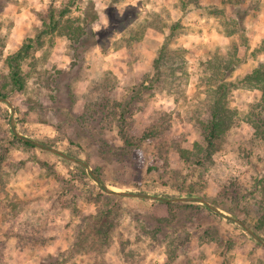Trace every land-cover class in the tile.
Instances as JSON below:
<instances>
[{
    "label": "rangeland",
    "instance_id": "rangeland-1",
    "mask_svg": "<svg viewBox=\"0 0 264 264\" xmlns=\"http://www.w3.org/2000/svg\"><path fill=\"white\" fill-rule=\"evenodd\" d=\"M50 8L69 9L67 19H87L94 32L108 34L76 51L63 36L46 37L43 48L20 63L23 93L0 101L1 125L8 137L82 160L92 173L96 168L105 191L130 195L119 203L118 226L101 255H66L78 233L76 215L101 207L88 201L101 185L86 171L83 192L68 180L78 164L37 147L9 146L0 178V264H163L167 248L144 232L154 228L152 201L164 197L221 216L176 208L178 221L165 232L191 239L186 256L201 253L198 264H264V138L255 130L264 120L263 82L255 87L244 80L264 63V0H0V87L8 84L7 57L35 37ZM165 42L164 58L175 74L165 66L167 76L143 92L126 118L138 132L166 119L175 140L166 144L165 137L162 152L170 166L161 179L147 171L156 142L145 141L143 155L128 151L113 122L91 111L104 94L121 101L153 77ZM221 85L232 126L213 164L185 180L196 190L188 197L171 186L177 149L191 150L199 140L196 117L208 113ZM189 198L205 204L180 200ZM184 256L180 250L171 264H185Z\"/></svg>",
    "mask_w": 264,
    "mask_h": 264
},
{
    "label": "trees",
    "instance_id": "trees-1",
    "mask_svg": "<svg viewBox=\"0 0 264 264\" xmlns=\"http://www.w3.org/2000/svg\"><path fill=\"white\" fill-rule=\"evenodd\" d=\"M70 11L69 9H54L50 8L47 14L41 17L42 29L33 37L28 39L19 50L13 55H10L6 59L8 67V84L5 87H0V98H8L10 94H22L25 87V80L21 74L20 63L31 55L36 50L43 48L45 39L48 36L54 34L63 36L67 40L68 48L72 51H76L79 47H85L86 44L92 45L100 44V40L105 38L108 34V29L105 31L94 32L90 27V21L87 19H67ZM108 15V14H107ZM109 24H112L114 20L112 17H108ZM166 43L160 49L157 58L153 61V77H145L138 85L132 86L127 90V94L121 101H114L105 94L99 98L94 105V111L92 113H99L105 115L108 122H113L114 127L117 129L120 140L123 143L124 149L132 151L136 154L143 155L141 146L145 141L156 142V152L149 158L148 172H154L162 175L170 166V159L162 152L167 140H171L172 143L175 140L167 127L166 119H162V122H156L152 127L147 128L143 132H138L128 128L129 124L126 120L128 115L134 112L137 101L142 99L143 92L149 91L155 82L163 80L167 75L164 71L169 67L167 65L168 60L165 59ZM89 44V45H90ZM73 55L76 52H72ZM164 58V59H163ZM169 63V62H168ZM264 63L259 64V68H255L248 75L245 76V81L251 85L263 82L261 89L264 94V72L261 67ZM169 75L175 74L174 69L168 68ZM254 85V86H255ZM257 86V85H256ZM255 86V87H256ZM221 87V88H220ZM218 87L215 91L214 97L209 105L208 113L202 117H196V133L198 141H196L192 149L178 148L176 153V168L175 182L171 185L173 188L183 190L184 193L191 197L195 193V188L192 186H185V180L191 173H198L201 177V171L207 170L213 164V156L220 150L222 140L228 129L232 126V118L230 111L226 107V103L223 98V85ZM7 88V89H6ZM0 119V178L2 176V170L6 162V154L11 145H20L22 148L36 149L27 141H23L15 136H7V132L3 128V124ZM264 120H261L260 126H256L258 136L264 138ZM8 137V138H7ZM74 172L68 173V180L77 181L81 184V190L83 192L88 191V176L86 169L80 165H74ZM200 171V172H199ZM93 173L97 178H101L100 172L94 168ZM179 177L182 179L179 180ZM164 178L161 177V179ZM179 180V181H178ZM0 180V191L4 192L3 186ZM101 189V190H100ZM1 196V194H0ZM125 196L115 195L111 192H107L102 188H95L94 196L89 198L88 201H94L96 204H100L101 207L87 216L76 215L79 218V225L77 227L78 233L74 236L73 243L70 250L65 252L66 255H86L94 254L101 255L102 252L108 247L110 234L117 228L118 216H120V201H123ZM5 200V198H3ZM173 200V198H171ZM167 198L152 201V221L154 228L147 230L144 234L152 238L160 246L167 248L166 256L163 260V264H171L175 261L178 252L184 250V263L186 264H198L201 261V253L186 256V252H189L188 246L191 243L190 238L179 239L174 235L166 233V229L176 224L178 221L176 217V208H187L194 210H206L209 217H221L218 213L213 212L211 209L204 208L203 206L190 204V203H174ZM212 204L217 208H223L228 210L223 203L211 200ZM10 209L14 210L16 207L12 202L7 205ZM227 221H229L227 219ZM230 222H232L230 220ZM62 260L59 262H53L48 264H62Z\"/></svg>",
    "mask_w": 264,
    "mask_h": 264
},
{
    "label": "water",
    "instance_id": "water-1",
    "mask_svg": "<svg viewBox=\"0 0 264 264\" xmlns=\"http://www.w3.org/2000/svg\"><path fill=\"white\" fill-rule=\"evenodd\" d=\"M0 101H5V100L2 98ZM23 140L29 142L31 145H33V146H35V147H37V148H39V149L47 150V151H49V152H53V153L58 154L59 156L63 157L64 159L70 160V161H72L73 163H76V164H78V165L83 166V167L86 169L88 175L93 179V181H95L97 184L101 185V188L104 189V187H103L102 184H101L100 179L97 178V177L92 173L91 170H89V168L87 167V165H86L85 163H83L82 160L80 161V160H77V159H75V158L69 157V156H67V155H64V154L58 152V151H54V150H52V149H50V148H48V147H46V146H44V145L38 144V143H36V142H34V141H32V140H29V139H26V138H23ZM111 193H113V192H111ZM113 194H115V192H114ZM116 194H117V195H120V196H129V195H130V194H125V193H116ZM116 194H115V195H116ZM180 200H181V201H184V202H200V203H204V204H205V202H204L203 200H201V199H197V198L180 199Z\"/></svg>",
    "mask_w": 264,
    "mask_h": 264
}]
</instances>
